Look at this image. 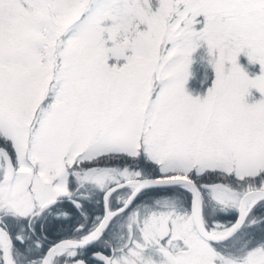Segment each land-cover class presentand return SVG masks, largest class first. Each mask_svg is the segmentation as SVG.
Masks as SVG:
<instances>
[{
  "label": "snow or ice",
  "instance_id": "1",
  "mask_svg": "<svg viewBox=\"0 0 264 264\" xmlns=\"http://www.w3.org/2000/svg\"><path fill=\"white\" fill-rule=\"evenodd\" d=\"M0 264H264V0H0Z\"/></svg>",
  "mask_w": 264,
  "mask_h": 264
}]
</instances>
